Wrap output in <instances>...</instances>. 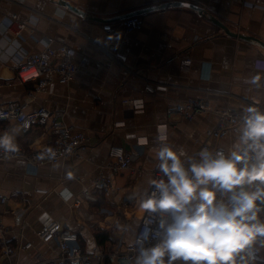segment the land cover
<instances>
[{
  "label": "crops",
  "instance_id": "obj_1",
  "mask_svg": "<svg viewBox=\"0 0 264 264\" xmlns=\"http://www.w3.org/2000/svg\"><path fill=\"white\" fill-rule=\"evenodd\" d=\"M66 1L85 15L61 6L59 0H0V106L11 101L27 102L30 110L45 106L88 136L87 148L78 157L39 167L22 160L0 161V192L10 198L0 205V218L10 230L5 236L15 244L21 233L22 243L33 244L17 255L19 264H32L40 256L57 253L55 239L41 240L36 234L51 220H64L78 232L84 251L97 245L112 248L122 228V242L133 241L143 215L137 203L147 193L156 165V125L168 124L167 143L183 150L184 162H188L187 157L193 156L206 130L216 122L213 114H198L192 120L175 116L171 107L177 101L192 96L207 98L213 107H237L239 99L264 105V51L226 34L196 10L177 6L135 15L143 24L126 33L120 26L122 19L97 18H114L172 0ZM183 1L203 7L232 31L264 42V8L252 6L253 0ZM13 14L26 22L17 39L10 29ZM43 37L52 38L53 47L64 43L75 48L76 59L83 53L91 60L71 82L61 84L48 75L49 82L35 90V82L19 80L16 69L25 53L43 49ZM105 50L135 70L126 85L118 84L116 65L113 71L95 65L93 60L109 61ZM180 57L192 59L188 70L181 68ZM146 82L152 84L153 94L143 93ZM137 98L144 102L141 110L123 102ZM5 129L14 130L16 141L29 150L53 140L51 129L40 126L24 134L13 120L0 122V131ZM138 137L146 138L147 144L136 146ZM237 140L235 134H228L217 145L226 149ZM112 145L138 153L136 165L143 172L124 169L113 173L109 168ZM97 175L110 176L114 189L108 195L96 193V201L85 199L83 194ZM248 248L241 252V264L252 251ZM130 264H136V259Z\"/></svg>",
  "mask_w": 264,
  "mask_h": 264
},
{
  "label": "clouds",
  "instance_id": "obj_2",
  "mask_svg": "<svg viewBox=\"0 0 264 264\" xmlns=\"http://www.w3.org/2000/svg\"><path fill=\"white\" fill-rule=\"evenodd\" d=\"M13 131H0L5 154L19 151ZM157 139L160 178L149 180L152 191L137 207L158 216V227L137 239L136 264H237V255L264 236V111L246 106L231 150L202 148L187 166L186 153L168 144L166 133L158 129ZM149 239L156 243L145 246Z\"/></svg>",
  "mask_w": 264,
  "mask_h": 264
},
{
  "label": "built area",
  "instance_id": "obj_3",
  "mask_svg": "<svg viewBox=\"0 0 264 264\" xmlns=\"http://www.w3.org/2000/svg\"><path fill=\"white\" fill-rule=\"evenodd\" d=\"M254 7L264 8V0H253L250 3ZM143 24V19L140 16H131L120 21V26L124 32H131L139 29ZM26 27V22L18 19L16 14L11 16L10 29L14 39L21 37L23 29ZM43 44V49L39 52H27L23 55V60L18 64L16 73L19 80L23 82H35V90L44 87L48 82V75L54 76L61 84H67L74 79L78 71L85 66L91 58L83 53L78 59L75 58L78 52L75 48L68 44H59L53 47V39L43 37L40 39ZM108 56L109 61L93 60L99 68H105L108 71L112 65H116L114 75L118 79L120 86L126 85L128 79L135 75V70L126 65L119 58L104 51ZM192 64L190 57H180V66L182 69L188 70ZM143 93L153 94L154 88L151 83L146 82L143 87ZM124 103H129L136 110L143 108V100L128 99L123 100ZM237 107H213L210 101L204 97L188 96L177 101L171 111L177 117H184L192 120L198 114H213L216 117L215 124L208 128L205 132V138L198 144V148L192 157L202 148H209L213 152L220 150L225 153L231 150L222 148L217 145V141L225 135L235 134L239 137V126L243 109L248 105H255L261 111H264V105L251 101L239 99ZM13 120L19 127L22 133H27L34 126L51 129L53 140L44 146L36 149H26L18 141L19 151L15 153L5 154L0 150V161L5 159L22 160L28 166L39 167L45 163H56L62 159L71 156H79L80 153L87 148L88 136L84 130H75L70 124L65 122L62 115L53 112L45 106H39L30 110L27 102L11 101L0 106V122ZM118 123H115L117 125ZM167 134L168 142V124L158 123L156 125V133ZM143 137L136 139V146L145 145L141 143ZM160 146V142L157 139ZM139 154L133 151H128L122 146L112 145L109 149V168L111 171L130 170L136 174H141L143 168L136 165V160ZM188 162H185L187 166ZM160 178L158 169L155 167L151 170V178ZM166 179V178H165ZM114 189L113 181L110 176L97 175L91 179L90 189L85 191L83 197L92 201L97 200L96 193L110 194ZM152 186L149 184L147 191L150 194ZM19 194V192H16ZM22 193V192H21ZM9 196L0 192V205H4L9 201ZM158 216H150L148 213H143L140 222L135 231L133 241L129 244L123 243V228L117 235L116 242L110 249H103L101 246H95L90 251H84L81 247L78 232L73 230L64 220H51L42 224L36 234L41 240L55 239L57 243V253L51 257H38L32 264H130L138 255L137 239L141 236L144 229L149 230V235L158 227ZM10 232L6 228L0 218V260H5V264H19L17 255L20 252H26L33 248L31 241L21 242L22 234L16 239L13 244L6 238V234ZM156 243L155 240L149 239L145 241V246H151ZM239 253L236 257L237 264L240 263ZM120 259H126L127 263L120 262Z\"/></svg>",
  "mask_w": 264,
  "mask_h": 264
},
{
  "label": "water",
  "instance_id": "obj_4",
  "mask_svg": "<svg viewBox=\"0 0 264 264\" xmlns=\"http://www.w3.org/2000/svg\"><path fill=\"white\" fill-rule=\"evenodd\" d=\"M59 4L61 6L68 8L69 10L81 15V16L85 15L84 11H82L81 9L77 8L76 6L70 4L66 0H59ZM177 6L188 7V8L196 10L197 12L206 16L210 21L214 22L217 26H219L226 34H229L231 36L238 37L240 39L252 42V43L256 44L257 46H259L264 51V42L262 40L254 37V36L245 34V33L232 31L230 28H228L219 19H217L216 17H214L211 14H208L204 10L203 7H201L197 4L191 3V2L183 1V0H172V1L161 3V4H156V5L144 7V8H141V9H138V10L126 13V14L116 16L114 18H97V19H99L101 21L121 20V19H125V18L131 17V16L140 15V14H143V13L148 12V11L160 10V9H165L168 7H177ZM120 262L127 263V260L126 259H120Z\"/></svg>",
  "mask_w": 264,
  "mask_h": 264
},
{
  "label": "trees",
  "instance_id": "obj_5",
  "mask_svg": "<svg viewBox=\"0 0 264 264\" xmlns=\"http://www.w3.org/2000/svg\"><path fill=\"white\" fill-rule=\"evenodd\" d=\"M262 207H264V205H262ZM257 243H259L257 253L253 254V256L248 258L242 264H264V236L259 237Z\"/></svg>",
  "mask_w": 264,
  "mask_h": 264
},
{
  "label": "rangeland",
  "instance_id": "obj_6",
  "mask_svg": "<svg viewBox=\"0 0 264 264\" xmlns=\"http://www.w3.org/2000/svg\"><path fill=\"white\" fill-rule=\"evenodd\" d=\"M260 218L261 219H264V212L263 211L260 213ZM259 237H261V236H258L257 239L254 241V247L253 246H249V248H252L253 247L252 248V251H251V253L248 256H246V258H244L242 260V263H244V261H246L248 258H250L251 256H253V254H256L257 253V248L259 246V243H257V242H258ZM249 248H248V250H249Z\"/></svg>",
  "mask_w": 264,
  "mask_h": 264
}]
</instances>
